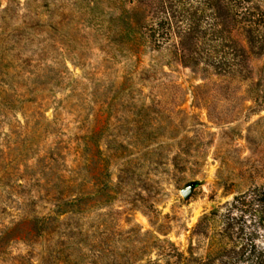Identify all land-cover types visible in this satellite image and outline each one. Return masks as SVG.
Segmentation results:
<instances>
[{
  "label": "rangeland",
  "instance_id": "374dc122",
  "mask_svg": "<svg viewBox=\"0 0 264 264\" xmlns=\"http://www.w3.org/2000/svg\"><path fill=\"white\" fill-rule=\"evenodd\" d=\"M88 6L0 0V92L14 97L0 107V264L120 261L153 237L187 249L232 206L249 264H264V58L219 92L138 38L143 9ZM73 181L79 226L58 245L53 195Z\"/></svg>",
  "mask_w": 264,
  "mask_h": 264
},
{
  "label": "trees",
  "instance_id": "16d2710c",
  "mask_svg": "<svg viewBox=\"0 0 264 264\" xmlns=\"http://www.w3.org/2000/svg\"><path fill=\"white\" fill-rule=\"evenodd\" d=\"M84 1L88 2L91 13L103 0ZM111 1L115 6L134 5L143 9L145 20L138 38L143 39L152 51L168 52L174 62L190 69L201 80L214 81L219 92L230 93L240 87L250 78L253 60L264 58V0ZM120 12L119 20L122 21L127 10L123 8ZM121 23L128 31L126 24ZM2 66L0 61V68ZM13 103L14 97L0 92V107L10 111L8 105L13 106ZM121 181L118 176L117 185ZM76 186L74 181L67 188L58 186L53 195L56 204L52 213L57 222L58 245L71 241L79 226L81 190L74 198L67 199V189ZM233 208L229 207L223 216L221 230L206 241L203 238L207 233L201 230L203 221L208 218L204 216L191 231L190 238L196 237V243L192 242L187 249L177 247L169 239L153 237L143 241L142 248L132 257L118 261L107 258V251L97 250L88 264H249L256 246L249 239L239 238L235 218L230 212ZM36 227L39 229L38 225ZM201 251L203 255L198 254ZM68 264L79 263L74 259Z\"/></svg>",
  "mask_w": 264,
  "mask_h": 264
},
{
  "label": "water",
  "instance_id": "95a60500",
  "mask_svg": "<svg viewBox=\"0 0 264 264\" xmlns=\"http://www.w3.org/2000/svg\"><path fill=\"white\" fill-rule=\"evenodd\" d=\"M191 193V189L187 188V189H183L181 191V194L184 198H187L189 196V194Z\"/></svg>",
  "mask_w": 264,
  "mask_h": 264
}]
</instances>
